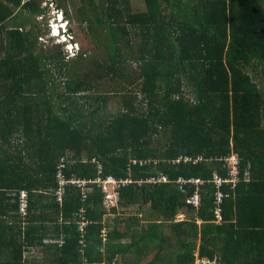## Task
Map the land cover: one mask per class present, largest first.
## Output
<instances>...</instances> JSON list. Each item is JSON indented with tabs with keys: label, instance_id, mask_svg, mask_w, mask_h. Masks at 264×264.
Masks as SVG:
<instances>
[{
	"label": "trees",
	"instance_id": "obj_1",
	"mask_svg": "<svg viewBox=\"0 0 264 264\" xmlns=\"http://www.w3.org/2000/svg\"><path fill=\"white\" fill-rule=\"evenodd\" d=\"M84 1L94 49L72 56L38 48L43 0H0V264H264V0ZM61 164L68 181L133 182L109 210L97 184L59 201Z\"/></svg>",
	"mask_w": 264,
	"mask_h": 264
},
{
	"label": "built area",
	"instance_id": "obj_2",
	"mask_svg": "<svg viewBox=\"0 0 264 264\" xmlns=\"http://www.w3.org/2000/svg\"><path fill=\"white\" fill-rule=\"evenodd\" d=\"M184 160L186 162L191 161L192 158L190 157H185ZM198 160H202V157H198L195 162ZM137 162L134 161V164ZM226 163L227 167L229 169V176L226 178L221 177L219 174L215 173L214 177L212 179V182L215 184V187L217 189L216 194H215V205H214V222L216 224H223L225 219H224V210H223V204H224V199L226 197V194L222 191V186L224 184H232L233 187L237 185L239 182V176H238V165H239V158L237 154H233L230 157L226 158ZM140 165H144V162H139ZM60 169L57 172V179L59 183V188L57 190V195H58V200L61 201L62 197L65 193V187L69 183H75L78 186L82 188V193H83V200H87L89 198V195L91 194L93 187L90 186V184H97L98 187L102 189V191L105 194V205L107 209H111L113 207L117 206V202L119 200V190L122 187H125L126 185L132 183L131 178H116L112 175H107L103 176L100 175L97 177L95 180H70L68 181L65 179L64 174L62 172V168H64V165H60ZM101 173V169H100ZM168 178L165 175H162L158 180L155 178H152L150 181L156 182V181H167ZM179 183V188L184 189V186L186 184H195L196 186L204 184L203 180L200 179H184L180 178L178 180ZM190 202L193 204L195 208H198L201 204V196L198 192V190L191 196ZM27 209H28V194L27 193H22L21 194V214L25 216L27 214ZM84 214V210H81ZM82 214V215H83ZM86 223L83 222L80 225V230H84ZM209 260L206 258H198L196 264H211ZM214 263V262H213Z\"/></svg>",
	"mask_w": 264,
	"mask_h": 264
},
{
	"label": "rangeland",
	"instance_id": "obj_3",
	"mask_svg": "<svg viewBox=\"0 0 264 264\" xmlns=\"http://www.w3.org/2000/svg\"><path fill=\"white\" fill-rule=\"evenodd\" d=\"M62 1H64L63 5H61V2L59 0H43L42 5L43 7L47 8V13L43 14L42 17H38L36 19L38 22V29L41 32L39 34L38 48L40 49L41 47H43L44 49H47L52 47L53 42L54 43L56 42V40L53 37H51V34L54 33V30L58 29V31L59 30L63 31L64 28H70L72 32V37L67 39L68 42L70 41L69 44H67V46L70 47L69 49L72 52H69V54L72 56L73 54H76L77 52V51L75 52L76 48H82L83 50L89 49L93 51L94 48L92 44L85 42L83 45L81 42L78 41V38L83 37L89 39L90 42L91 38H89V35L92 34L91 30L87 28V24L81 23L78 14V9L80 8V6H83V4H86V1L84 0H74V1L62 0ZM132 4L137 11L144 9V2L142 0H132ZM65 11L69 13V17L65 15ZM55 33H57V31ZM73 46H75V49L73 48ZM102 50L103 52H105L104 51L105 49ZM102 54L104 55V53ZM109 95H110L109 97L110 100H109L108 111L112 114H115L119 110L120 100L118 97H115L114 94H109ZM126 214L133 215L134 210L127 211ZM126 214L124 216H126ZM115 216H117V218H123V214L115 215ZM110 218L113 220L114 215H110ZM125 241L128 242L129 240H125ZM26 255L29 256V252H26ZM37 257L41 258L40 256Z\"/></svg>",
	"mask_w": 264,
	"mask_h": 264
},
{
	"label": "clouds",
	"instance_id": "obj_4",
	"mask_svg": "<svg viewBox=\"0 0 264 264\" xmlns=\"http://www.w3.org/2000/svg\"><path fill=\"white\" fill-rule=\"evenodd\" d=\"M67 25V24H66ZM65 25V27H66ZM57 31V33H55ZM51 37H53L55 40H56V43H61V44H64L65 46V50L68 51V52H72L70 51V47L67 46V44H69V42L67 41L68 38H71L72 37V32L70 30V28H64L63 31H58L57 30H54V33L51 34ZM77 47V45H76ZM73 48L75 49V46H73ZM79 48H76L75 51H78Z\"/></svg>",
	"mask_w": 264,
	"mask_h": 264
},
{
	"label": "crops",
	"instance_id": "obj_5",
	"mask_svg": "<svg viewBox=\"0 0 264 264\" xmlns=\"http://www.w3.org/2000/svg\"><path fill=\"white\" fill-rule=\"evenodd\" d=\"M185 218V214L183 213H180L178 216H177V219L178 220H183Z\"/></svg>",
	"mask_w": 264,
	"mask_h": 264
}]
</instances>
